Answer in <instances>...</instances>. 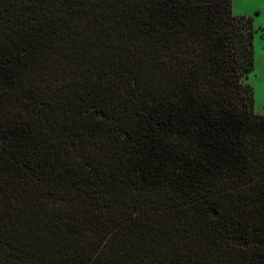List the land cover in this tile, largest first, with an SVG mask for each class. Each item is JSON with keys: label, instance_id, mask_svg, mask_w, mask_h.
I'll return each instance as SVG.
<instances>
[{"label": "trees", "instance_id": "trees-1", "mask_svg": "<svg viewBox=\"0 0 264 264\" xmlns=\"http://www.w3.org/2000/svg\"><path fill=\"white\" fill-rule=\"evenodd\" d=\"M233 0H0V264H264V115Z\"/></svg>", "mask_w": 264, "mask_h": 264}, {"label": "rangeland", "instance_id": "rangeland-1", "mask_svg": "<svg viewBox=\"0 0 264 264\" xmlns=\"http://www.w3.org/2000/svg\"><path fill=\"white\" fill-rule=\"evenodd\" d=\"M233 11L254 18L255 65L245 82L254 89L255 112L264 115V0H233Z\"/></svg>", "mask_w": 264, "mask_h": 264}]
</instances>
